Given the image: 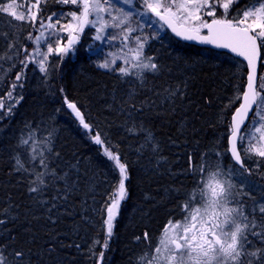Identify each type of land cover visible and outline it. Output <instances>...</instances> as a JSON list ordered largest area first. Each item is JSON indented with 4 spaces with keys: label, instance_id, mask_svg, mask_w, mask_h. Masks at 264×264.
Returning a JSON list of instances; mask_svg holds the SVG:
<instances>
[{
    "label": "trees",
    "instance_id": "1",
    "mask_svg": "<svg viewBox=\"0 0 264 264\" xmlns=\"http://www.w3.org/2000/svg\"><path fill=\"white\" fill-rule=\"evenodd\" d=\"M52 11L76 9L48 0L42 15ZM134 19L143 22L140 17ZM10 20L0 14V55L9 51L7 45L13 41L17 46L29 48L32 44L27 39L29 32L33 36L38 32L30 24L16 21L13 23L17 27L12 28L8 23ZM144 34H148L146 29ZM85 47L84 44L75 56L68 59L50 56V61L59 63L48 67V76L36 65L29 64L25 70L24 87L13 93L14 96L22 95L23 99L13 107V119L6 118L0 127V210L7 209L6 213L0 211V219L8 221L0 226V237L8 236L3 230L7 228L15 236L9 247L23 249L26 254L31 250L32 264H96L99 253L104 251L101 245L106 239L105 205L118 176L113 162L91 139L96 131L119 152L128 165L129 174L126 188L130 196L121 204L105 264H137L148 245L159 237L169 218H179V204L195 182L186 171L189 154L198 155L213 145L221 149L227 146L228 124L240 101L227 110L225 106L246 84L247 70L241 61L210 49L180 43L164 28L158 32V38L150 39V47L145 51L158 58L162 65L171 69V73L165 72L158 77L147 74L146 87L152 91L141 89L139 82L133 85L121 82L117 75L97 66L106 53L115 52L116 47L119 49V42L103 45L94 53L86 52ZM10 63L6 58L0 60V66L5 70ZM20 67L17 60V67L8 71L7 76L0 74V97L6 104L9 98L5 93L11 90L10 84ZM177 86L185 93L183 98L177 95L174 103L165 100V89ZM130 87L140 93L137 101L145 98L156 101L152 107L145 105L141 112L135 113L134 122L137 128L142 123L154 134L160 148L159 155L167 158L159 166L156 153L150 151L151 146L143 155L137 151L144 134L131 135L126 131L133 120L121 113L115 102L126 98ZM65 96L85 112L86 119L93 126L92 133L85 130L67 109ZM26 123L34 127L39 125V138L52 133L51 144L60 156L51 155L55 163L50 166L58 165V172L70 170L73 179L79 178L78 190L71 192L67 201H55L57 207L51 213L47 209L51 207L55 189L49 188L46 192L44 198L48 204L35 203L27 191L31 177L12 172V156L20 151L16 148L17 140L22 130L27 133ZM226 159L230 162L229 157ZM72 165H76L79 172ZM253 182L262 187L264 177L258 174ZM56 186L63 188L64 184L56 181ZM49 216L56 220L55 224ZM145 232L149 234L150 242L135 239L143 237ZM96 240L100 244L93 247ZM6 242V239H0V244ZM48 249L54 251L49 254Z\"/></svg>",
    "mask_w": 264,
    "mask_h": 264
},
{
    "label": "snow or ice",
    "instance_id": "2",
    "mask_svg": "<svg viewBox=\"0 0 264 264\" xmlns=\"http://www.w3.org/2000/svg\"><path fill=\"white\" fill-rule=\"evenodd\" d=\"M53 2L73 5L79 11H52L44 16L42 14L46 11L48 0H27V3L25 0H0V14L11 18L8 22L10 27L16 28L17 25L13 23L16 21L30 24L39 32L36 36L29 32L27 36L35 45L33 50L30 51L25 45L17 46L13 41L7 45L9 51L0 55V60L6 58L11 61L7 70L0 66V74L7 76L8 71L17 67V60L21 65L14 82L10 84L11 90L5 93L9 98L8 103L5 104L0 97V115L4 112L11 114L15 104L23 99L22 95L14 96L13 93L24 87L25 70L29 64L36 65L41 73L48 76V67L59 63L50 61L49 57L55 55L62 60L64 56L75 52L85 28L94 30V41H104L107 33V43L119 42V51L106 53L102 62L97 65L99 68L117 75L121 82L129 85L139 82L141 89L152 91L146 87L149 80L147 74L158 77L165 72L170 74L171 69L145 51L146 47H150V39L158 38V31L154 29L155 35L144 34L145 25L134 17L146 18L152 25L163 22L176 37L226 49L247 62L246 84L238 89V95L231 98L225 106L227 110L237 100L241 101L231 114V122L227 128V146L221 149L213 145L198 155L189 154L186 171L195 178V182L179 204V218H169L161 229L157 243L151 247L150 252L138 258L137 264H264V202L252 196L256 188L261 186L248 179L253 175V168L246 164L247 159H252L255 172L264 177V172L260 171L264 169V75L257 82V62L264 63L261 58V50L264 49V0ZM121 4L125 7H120ZM152 16L157 20H152ZM109 29L112 31H108ZM42 47H46V51H42ZM88 47L90 51L95 50L91 45ZM21 54H24L23 58H19ZM184 87H187L186 83ZM60 91L63 92V88ZM165 91L167 96L164 99L170 103L175 102L177 95L183 98L185 94L180 86ZM139 95L134 87H130L126 98L115 102L119 104L118 110L133 120L132 126L126 128V131L131 135L144 134L143 143L137 151L143 155L151 146L150 151L156 153L155 160L159 166L167 158L159 155L160 148L154 134L142 123L137 128L134 122L135 113L141 112L145 105L152 107L156 101H150V98L137 101L136 97ZM64 103L79 124L92 133V124L76 102L65 96ZM25 128L28 129L27 133L22 130L17 140L16 148L20 151L12 156V172L31 177L27 191L35 203L48 204L49 201L44 198L46 192L49 188L55 189L51 197L53 202L47 209L51 213L57 207L55 201H67L71 192L78 190L79 178L73 179L70 170L58 172V165L50 166L55 163L50 156H60L51 144V132L39 138V125L34 127L26 123ZM91 139L101 146L103 154L113 162V169L118 176L105 205L106 239L101 246L107 249L113 235V221L118 215L121 202L127 196L128 165L110 141L106 137L102 138L99 131ZM226 156L230 157L231 163H225ZM235 165L239 167L236 168ZM72 168H76V165H72ZM76 171L79 172V169L76 168ZM56 181H62L64 187H57ZM261 191H264V187H261ZM245 197L252 199L253 203L249 205ZM0 211L6 213L7 209ZM49 219L53 224L56 223L51 216ZM7 223L6 219H0V226ZM3 230L8 236L0 239L8 242L0 244V264H32L31 250L26 254L23 249L10 248V241L15 236L7 228ZM135 239L150 242L147 232L143 237ZM97 244H100L99 240L94 241L93 247ZM76 247L79 248V245ZM53 251L54 249H48L49 254ZM103 256L101 251L100 261Z\"/></svg>",
    "mask_w": 264,
    "mask_h": 264
},
{
    "label": "rangeland",
    "instance_id": "3",
    "mask_svg": "<svg viewBox=\"0 0 264 264\" xmlns=\"http://www.w3.org/2000/svg\"><path fill=\"white\" fill-rule=\"evenodd\" d=\"M134 2H135V0H134ZM122 5V4H121ZM63 7H70V9L72 8V10L73 9H76V11H79L75 6H73V5H62ZM122 6H124V5H122ZM219 14V13H218ZM3 15V14H2ZM4 16H6V18H9V19H11L10 17H8L7 15H4ZM149 16H151V14L149 13ZM68 19H70V17L68 18ZM151 19L152 20H155L154 19V17L152 16L151 17ZM207 19H211L210 17H207ZM15 22V21H14ZM144 25H145V27H144V30L146 29V31L148 32V34H153V35H155V32H154V29L156 30V31H162V26L157 22L155 25H152V24H150L148 21H147V19L146 18H144L143 19V22H142ZM162 27V28H161ZM37 31V30H36ZM45 32H47V30H44ZM108 31H112L111 29H109ZM36 35H39V32H37V34ZM35 35V36H36ZM95 35V32H94V30H90L89 28H85V30H84V33L81 35V38H80V43L79 44H77L76 45V51L75 52H73V53H69L67 56H64L63 57V59H68L69 57H73V56H75V54L77 53V51L80 49V47H82L84 44L86 45V47H85V50H86V52H88V53H94V52H96L97 50H101L102 48H103V45H108L109 43H107L106 41H107V33L105 34V40L104 41H94L93 39H92V37ZM112 43H115V44H117L118 43V41L117 42H112ZM89 45H91V46H93V48L95 49L94 51H90L89 50ZM35 48V45L32 43L31 44V46L29 47V50L31 51V50H33ZM41 50L42 51H46V47H42L41 48ZM117 51H119V49H118V47H116V49H115V52H117ZM125 51H127V49H125ZM264 58V57H263ZM38 59V58H37ZM262 74L261 75H264V63H263V67H262ZM5 79V78H4ZM4 79H3V81H4ZM2 81V80H1ZM5 102V101H4ZM6 104V103H5ZM9 113H7V112H4L2 115H0V127L1 126H3L2 124L3 123H5V119L4 118H6L5 116L6 115H8ZM12 114V113H11ZM227 157V156H226ZM226 157H225V159H226ZM230 163H231V160H230ZM246 164L247 165H249L250 167H252L253 168V175H251V176H249L248 177V179L250 180V181H253V179L255 178V177H257V173L255 172V165L253 164V162H252V159H247L246 160ZM237 168V167H236ZM261 172H264V169H261L260 170ZM262 187H264V183H263V186ZM254 194H255V199L256 200H258V201H262V202H264V191H261V187L260 188H258V191H255L254 192ZM245 200H247V203L249 204V205H251L252 204V199H249V198H247V197H245L244 198ZM122 203V202H121ZM120 206H121V204H120ZM116 220H117V216H116V218H115V220L113 221V224L116 222ZM113 233H114V231H113ZM112 237H113V235H112ZM112 237L110 238V240L112 239ZM159 238V237H158ZM158 238L156 239V243H157V240H158ZM110 240H109V242H110ZM155 242H153L152 244L150 243L149 245H148V250L146 251L145 250V252L144 253H146V252H150L151 251V247L152 246H154V244H156ZM108 245H109V243H108ZM108 248V247H107ZM108 251H107V249L105 250L104 249V251H103V253H104V256H103V260L102 261H100L99 259H98V261H97V263L96 264H105V260H108L109 259V257L107 256V253ZM98 258H99V256H98Z\"/></svg>",
    "mask_w": 264,
    "mask_h": 264
},
{
    "label": "water",
    "instance_id": "4",
    "mask_svg": "<svg viewBox=\"0 0 264 264\" xmlns=\"http://www.w3.org/2000/svg\"><path fill=\"white\" fill-rule=\"evenodd\" d=\"M162 23H163V22H162ZM165 26H166V25H165ZM166 27H167V26H166ZM167 29H168V28H167ZM168 30L170 31V33H171L175 38H177L179 41H182V42H184V43L192 44V45H195V46H198V47L211 48V49L216 50V51L227 52V53H230L232 56L236 57L235 54L229 52V51L226 50V49H217V48L213 47L212 45H203V44L198 43L197 41H185V40H183V39H181V38H179V37H176L175 34L172 33L170 29H168ZM236 58H237V59H242V60H243L242 57H236ZM243 61H244V60H243ZM244 62L247 64L246 61H244ZM260 66H261V62L258 61V62H257V77H258V79H259V74H260ZM257 82L259 83V81H257ZM249 115L251 116L252 113H249Z\"/></svg>",
    "mask_w": 264,
    "mask_h": 264
},
{
    "label": "bare ground",
    "instance_id": "5",
    "mask_svg": "<svg viewBox=\"0 0 264 264\" xmlns=\"http://www.w3.org/2000/svg\"><path fill=\"white\" fill-rule=\"evenodd\" d=\"M59 70H61L60 68H59ZM58 70V71H59ZM6 118H8L9 120H11V119H13V117H12V115L11 114H8V115H6L5 116ZM6 118H4L5 120H6ZM230 158V157H229ZM225 163H230L227 159H225ZM129 196H130V192L128 191L127 192V196H126V201H128V199H129ZM124 201H122V203H123ZM121 203V204H122ZM120 208H121V206H120ZM120 208H119V211H118V215H119V212H120ZM118 215H117V220H116V222L113 224L114 226H113V231L115 230V228H116V226H117V224H118Z\"/></svg>",
    "mask_w": 264,
    "mask_h": 264
}]
</instances>
